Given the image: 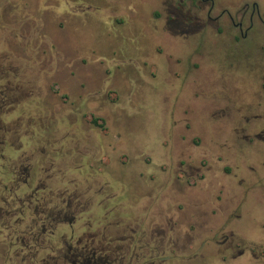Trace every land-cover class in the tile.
I'll return each instance as SVG.
<instances>
[{"label":"rangeland","instance_id":"1","mask_svg":"<svg viewBox=\"0 0 264 264\" xmlns=\"http://www.w3.org/2000/svg\"><path fill=\"white\" fill-rule=\"evenodd\" d=\"M193 1H0V75L15 88L8 115L14 127L0 134V151L37 168L53 163L47 174L56 175L45 180L41 173L42 182L77 188L85 206L80 233L97 226L89 211L93 191H121V210H136L166 180L168 189L183 191L178 169L190 163L201 166L190 177L198 195L209 180L216 189L215 176L226 188L244 178L238 189L248 186L251 198L248 212L236 211L237 224L264 241V24L254 19L243 37L226 13L214 19L224 8L238 9V0H215L208 17L209 2ZM91 146L96 154L86 153ZM98 199L107 217H128L114 209L110 191ZM3 223L0 264H71L65 244L60 258L8 247ZM105 225L112 235L131 233ZM59 228L71 243L70 226ZM121 246L147 251L128 240Z\"/></svg>","mask_w":264,"mask_h":264},{"label":"flooded vegetation","instance_id":"2","mask_svg":"<svg viewBox=\"0 0 264 264\" xmlns=\"http://www.w3.org/2000/svg\"><path fill=\"white\" fill-rule=\"evenodd\" d=\"M200 1L209 2L208 17L215 0ZM7 2L9 6H14L13 0ZM238 2L241 5L238 9L232 12L224 8L214 19H220L226 13L232 25L245 37L253 27L254 19L264 24V0ZM14 90L10 77L0 75V134L9 133L14 127V117L8 118L14 112ZM26 94L18 93V96ZM96 126L105 129L102 125ZM5 143V140L0 139V148ZM71 149L75 150L74 156H77L78 150L75 147ZM93 149V146L89 147L86 153L96 154ZM28 159H22L20 154L8 157L0 151V218L4 219L3 227L11 239V246L21 241L24 244L22 250H31V243H37L41 246L39 250L47 249L60 254L61 245L65 244L66 251L71 254L72 264H84L79 262L80 256L88 262L92 261L89 264H124L126 261L125 264H264V241H256L237 224L242 214H236V211L239 209L242 212L250 198L248 186L241 191L238 189L244 183L243 177L237 179V187L226 188L215 176L216 189H211L213 184L209 180L203 184L204 189L208 187V190L198 195L189 189L194 185H191L190 177L199 172L201 166L180 163L186 165L178 170L181 171L184 186L188 188L185 187L183 191L168 189L170 182L166 180L165 185L163 183L161 188L148 195V204L142 201L132 211L121 210L118 205L121 191L115 193L103 188L95 190L91 194L89 211L97 226L83 234L85 231H78V222L83 218L85 206L80 205L77 188L62 189L47 185L42 182L41 173L46 172L45 180L53 179L56 172L47 174L53 163L50 162L48 167L40 165L37 168ZM75 180V177L71 178L70 183L73 184ZM104 191H110V195L116 199L114 209L126 212L128 217H107V206L98 199V194ZM3 205L6 207L3 208ZM128 219L137 224L135 229L127 226L130 221ZM62 223L70 226V237L74 238L71 243L64 239V233L59 228ZM105 223L124 226L120 231L115 230V233L127 229L131 233L129 236L126 233L121 236L117 233L112 235L110 227ZM27 237L30 243L24 241ZM83 238H86L85 241ZM116 240L118 244H114ZM123 240H128L130 244L135 242L139 245L136 249L144 247L147 251L126 252L121 246Z\"/></svg>","mask_w":264,"mask_h":264},{"label":"trees","instance_id":"3","mask_svg":"<svg viewBox=\"0 0 264 264\" xmlns=\"http://www.w3.org/2000/svg\"><path fill=\"white\" fill-rule=\"evenodd\" d=\"M94 122H96L97 120H93ZM28 243H30V241L28 242ZM18 245H20V247H23V243L20 241L19 242V244ZM70 245V244H69ZM31 246H33L35 249H34V251H33V253L36 255V252H38L39 251V249H40V245L39 244H37V243H31ZM8 247H11V244H10V242H9V246ZM87 251V250H86ZM52 252H54V251H52ZM55 253V252H54ZM62 253H63V251H62V247H61V255H62ZM59 258L61 257L58 253H55ZM8 255H10V254H8ZM15 255H17V254H15ZM63 256H65V258L67 259V260H69V263H71L72 264V260H71V254H70V252L68 251H66V249H65V253L63 254ZM84 256H86V255H84ZM21 259H23V256L21 257ZM56 259V258H55ZM84 262V264H89L90 262H92V261H90L89 260V262L88 261H86L85 260V257H81L80 256V258H79V262ZM33 264H35V263H33Z\"/></svg>","mask_w":264,"mask_h":264},{"label":"crops","instance_id":"4","mask_svg":"<svg viewBox=\"0 0 264 264\" xmlns=\"http://www.w3.org/2000/svg\"><path fill=\"white\" fill-rule=\"evenodd\" d=\"M207 188H208V187H205V189H204V190H205V191H206V190H208ZM189 189H190L191 191H193L191 187H190ZM195 194H196V193H195ZM252 197H253V196H252ZM250 198H251V196H250ZM245 207H246V206H245ZM242 212H244V213H245L246 211H245L244 209H242Z\"/></svg>","mask_w":264,"mask_h":264}]
</instances>
